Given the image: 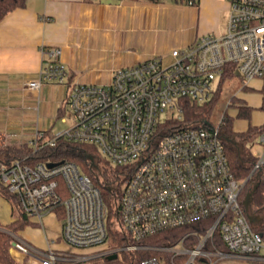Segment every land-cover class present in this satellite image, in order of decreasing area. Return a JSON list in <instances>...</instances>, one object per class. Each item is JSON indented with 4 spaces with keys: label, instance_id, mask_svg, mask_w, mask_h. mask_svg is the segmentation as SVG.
I'll return each mask as SVG.
<instances>
[{
    "label": "built area",
    "instance_id": "built-area-1",
    "mask_svg": "<svg viewBox=\"0 0 264 264\" xmlns=\"http://www.w3.org/2000/svg\"><path fill=\"white\" fill-rule=\"evenodd\" d=\"M175 1L196 6L199 0ZM224 1L230 6L225 33L201 36L172 49L168 57L154 56L116 69L108 85L69 83L62 51L45 52L39 78L25 81L23 89L36 92L50 83L66 86L63 105L72 123L54 138L37 133L28 144L35 152L55 147L59 139L92 145L113 169H121V180L111 186L108 197L114 209L111 226L125 244L97 256H77L54 250L55 242L48 238V248L40 250L3 229L12 238L10 256L16 263L78 264L104 257L110 264H128L129 258L153 251L157 257L139 264H218L223 259L264 264V213L253 214L256 222L250 221L242 196L245 182L234 176L224 146L223 128L232 100L216 125L185 122L179 105L181 99L208 103L230 72L239 81L238 91L251 89V82L258 80L261 87L255 90L264 94V0ZM167 112L173 115L162 120ZM257 141L263 152L254 172L264 170V131ZM52 163L0 162V187L38 225L43 226L44 216L63 209L62 237L68 247L86 250L106 244L108 197L77 164L64 161L50 168ZM205 221L210 223L201 232H191L173 245L140 243ZM189 235L197 238L192 248L185 243ZM113 256L117 258L110 260Z\"/></svg>",
    "mask_w": 264,
    "mask_h": 264
},
{
    "label": "crops",
    "instance_id": "crops-1",
    "mask_svg": "<svg viewBox=\"0 0 264 264\" xmlns=\"http://www.w3.org/2000/svg\"><path fill=\"white\" fill-rule=\"evenodd\" d=\"M229 14L224 0H199L196 6L175 0H27L0 23V147L28 144L37 133L47 138L60 133L68 88L50 83L36 92L23 89L25 81L39 78L47 50L62 51L69 83L108 85L116 69L225 33ZM254 85L261 82L246 90L258 91ZM242 91L228 109L237 134L250 124L239 115ZM240 121L242 130L236 127ZM257 140L250 150L255 159L263 152Z\"/></svg>",
    "mask_w": 264,
    "mask_h": 264
},
{
    "label": "trees",
    "instance_id": "trees-1",
    "mask_svg": "<svg viewBox=\"0 0 264 264\" xmlns=\"http://www.w3.org/2000/svg\"><path fill=\"white\" fill-rule=\"evenodd\" d=\"M151 1L159 2V0ZM26 3L27 0H0V23L13 11L25 8ZM234 82H237L238 88L240 84L235 77V74L232 72L225 74L214 97L204 105H198L190 99H181L179 101V105L183 109L184 121L187 123H198L200 121L212 123V113L221 99L223 98V100H226L225 105L229 100L236 99L233 96L235 91L232 88ZM240 107L241 110L239 115L247 120H250L253 113L252 107L245 104L240 105ZM223 113H226V108ZM263 131L264 125L258 127L249 124L246 132L237 134L234 132V120L232 118L227 120V123L223 128L225 151L232 172L237 180L245 182L242 196L247 197L248 195H251L249 211H247L244 207V210L249 215L264 213V170L256 172L253 171L256 159L252 157L250 151L251 146L255 143ZM54 137L55 135L50 138ZM91 157L94 158V163L92 162ZM14 161H20L22 164L31 166L37 164L38 162H73L77 164L84 173L92 177L94 183L101 189L102 193L106 197L109 196V189L111 186L121 180L119 175L121 173V169H113L95 146L67 142L63 139H59L55 147H46L37 152H35L29 144H25L20 147H0V162L10 164ZM92 166H98L100 168V172H96ZM0 194H2L9 201V203L12 204L13 215V221L7 225H3L0 221V264H18L12 260L9 254L12 238L3 229L17 233L29 225L30 221L28 217L21 212L15 198L12 195L7 193L1 187ZM107 202L110 208L109 240L112 241L113 246L124 245L125 240L118 237V231L111 226L114 209L112 208L109 197L107 198ZM14 207H16L19 211V215L17 216H14ZM58 213L61 219H64V210L60 209ZM209 223L210 221H205L203 224L197 223L183 228L168 230L150 236L142 240L140 243L155 247L173 245L191 232H201V228L205 227ZM185 243L187 246L195 245L197 243V238L189 235V237L185 239ZM219 244L221 245L220 242ZM157 256V253L153 251L140 253L138 257L129 258L128 264H139L143 259Z\"/></svg>",
    "mask_w": 264,
    "mask_h": 264
},
{
    "label": "rangeland",
    "instance_id": "rangeland-1",
    "mask_svg": "<svg viewBox=\"0 0 264 264\" xmlns=\"http://www.w3.org/2000/svg\"><path fill=\"white\" fill-rule=\"evenodd\" d=\"M224 29L225 28L223 27V31ZM254 86L255 88H260L257 85ZM232 88L234 89L235 92H237V82H234ZM239 98L243 100L241 101L242 104H247L248 106H251L253 110L252 118L248 120L247 123H250L252 125H258V124L260 125L264 121V109H258V108L260 106L262 107L264 106V94L260 91L245 90L240 92ZM225 102L226 100H223L222 98L221 101L217 104L216 109L212 113V123L215 125L219 122L221 116L223 115V111L226 108ZM228 114H230V110ZM172 115H173L172 113L167 112L165 115L162 116V120L167 119ZM66 118H67L66 123H62L61 120L58 121L57 130H59L60 132L67 129L72 123V119L68 114L66 115ZM236 127L237 129L242 130L245 127L244 122L243 121L238 122ZM14 211H15L14 216L19 215V211L16 209V207H14ZM12 218H13L12 204L9 203V201L2 194H0V221L2 222L3 225H7L12 221ZM28 219L30 221V224L15 234L20 236L23 240L32 243L35 247H37L40 250H46L48 248L46 238H48L49 240H53L55 242L52 245V248L54 250L73 251V253H75L77 256L84 254H86L87 256L89 255L97 256L102 254L103 251L113 246L112 241L108 240L106 244L93 249L74 250V248L72 249L71 247H68V245L65 243L62 237L64 220L61 219L59 213L58 214L51 213L44 216L43 226H41L40 224L38 225L36 223L38 221L36 218H28ZM32 235H34V237H32ZM30 239H34V241ZM194 246L195 245L187 246V247L192 248ZM9 254H10V249H9ZM107 263L108 262L104 257H97L92 260H88L78 264H107ZM197 264H207V263L199 260ZM218 264H256V263L251 261H244V260L242 261L236 259H223L220 262H218Z\"/></svg>",
    "mask_w": 264,
    "mask_h": 264
},
{
    "label": "water",
    "instance_id": "water-1",
    "mask_svg": "<svg viewBox=\"0 0 264 264\" xmlns=\"http://www.w3.org/2000/svg\"><path fill=\"white\" fill-rule=\"evenodd\" d=\"M91 160H92V162L94 163V158H93V157H91ZM56 165H58V164L52 163V164H49L48 166H49L50 168H53V167H55ZM250 204H251V195H248V196L246 197V199L244 200V207L246 208L247 211H249ZM249 219H250V221H251L252 223H255V222H256V219H255L252 215H249ZM116 258H117V256H113V257L110 258V260H114V259H116Z\"/></svg>",
    "mask_w": 264,
    "mask_h": 264
}]
</instances>
